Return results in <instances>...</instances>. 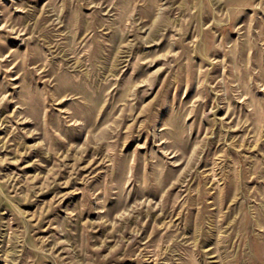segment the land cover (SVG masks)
I'll return each mask as SVG.
<instances>
[{
    "label": "rangeland",
    "instance_id": "374dc122",
    "mask_svg": "<svg viewBox=\"0 0 264 264\" xmlns=\"http://www.w3.org/2000/svg\"><path fill=\"white\" fill-rule=\"evenodd\" d=\"M0 264H264V0H0Z\"/></svg>",
    "mask_w": 264,
    "mask_h": 264
}]
</instances>
